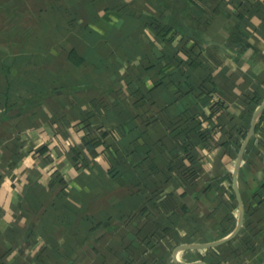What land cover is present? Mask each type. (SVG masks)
Instances as JSON below:
<instances>
[{"label":"crops","instance_id":"1","mask_svg":"<svg viewBox=\"0 0 264 264\" xmlns=\"http://www.w3.org/2000/svg\"><path fill=\"white\" fill-rule=\"evenodd\" d=\"M255 96L264 0H0V264H264V120L239 167V234L177 254L237 227L235 134ZM193 125L211 142L186 155ZM158 222L170 232L146 251Z\"/></svg>","mask_w":264,"mask_h":264},{"label":"trees","instance_id":"2","mask_svg":"<svg viewBox=\"0 0 264 264\" xmlns=\"http://www.w3.org/2000/svg\"><path fill=\"white\" fill-rule=\"evenodd\" d=\"M159 30L161 31L162 29L159 28ZM191 36L197 38L194 35H191ZM75 52L76 51H73L72 53H75ZM188 52L193 53V50L188 49ZM81 59H82V61L84 60L83 57H81ZM202 61H203V59H202ZM190 85H189V88L191 87ZM53 90H55V89H53ZM252 100L258 106L262 103V99L259 98V97H257V96H255ZM100 104L102 105V99H101ZM255 106L254 107H251V109H252L253 112L256 109ZM263 120H264V113L262 114V116L259 119V122H258V125H257V128H256L255 133H257L260 130L261 123H262ZM249 124H250V121L248 122V126L247 127L240 128L239 130H237L238 132L235 134V136L236 135L238 136L239 142H242L243 140H245V138L247 136V133L249 131ZM95 132L96 131H89L87 133V136H89V137H87L85 139V144L89 148H91L93 145H95V144L98 143V140H97L98 137L95 136ZM229 135L230 136L231 135L233 136L234 134L230 133ZM192 141H196L198 143H209V142H211V133L209 131H206V132L201 131L199 125H193V127H191L190 129H188L187 131L180 132V134H179V143H180V146L179 147H181L182 150L185 151V154L186 155L189 154L190 152H194ZM137 152L138 151L135 148L133 150V154H136ZM148 155L149 154H146V156H147L146 159L149 160L150 157ZM118 158L122 159L121 157H118ZM120 159H118V160H120ZM114 162H113V167L111 169V177L113 179H117L120 176V172H121L120 167H121L122 162H121V160L120 161H114ZM191 162H194V159L191 160ZM175 168H176V166H171L167 170L158 169V168L156 170H157L158 174H160L162 177L165 176V180H167L168 179V176H166V175L169 172H175ZM197 175H198V173L196 171V167L194 166V168H192L191 170H189V172L187 173L186 180L188 182L193 183L196 180ZM160 181L162 182V180H160ZM148 182H150L152 188H154V186H155V189L153 191V195L155 196V199H158L159 194L162 192L161 191V188L160 189H157L159 187V183L158 182L155 183L154 178H150ZM132 194H136V192L134 191V192H132ZM145 210H146V207L142 211H145ZM136 216H137L136 213H133V214L130 215L131 219H135ZM151 225H152V227H147L145 229H141V231H140V236H141L140 238H141V241H142L143 245L145 246V250L146 251L153 250V248H155V246H157L159 244L160 237L163 235V233L167 234V233L170 232L169 227L166 224L162 223V222L161 223L158 222L156 224V226H155V224L154 225L151 224ZM224 234H227V230L224 232Z\"/></svg>","mask_w":264,"mask_h":264},{"label":"water","instance_id":"3","mask_svg":"<svg viewBox=\"0 0 264 264\" xmlns=\"http://www.w3.org/2000/svg\"><path fill=\"white\" fill-rule=\"evenodd\" d=\"M264 113V101L262 102V104L256 109L252 120H251V125L247 134V137L241 147L240 153H239V157L236 163V169H235V179H234V185H235V189H236V193H237V197H238V202H239V207H240V217H239V221L237 224L236 229L227 237H225L224 239L217 241V242H213V243H207V244H187V245H183L182 247H180L177 250V254L184 251V250H189V249H207V248H212V247H217L220 246L228 241H230L231 239H233L234 237H236L242 226L244 223V219H245V208L243 205V201L239 192V188H238V181H237V177H238V172H239V167L241 164V161L244 157L245 151L248 147V145L250 144L251 140L254 137L258 122L260 117L262 116V114ZM182 264H188L185 262H180ZM196 264H205L204 262L200 261Z\"/></svg>","mask_w":264,"mask_h":264}]
</instances>
